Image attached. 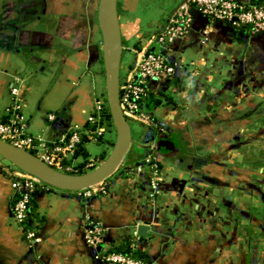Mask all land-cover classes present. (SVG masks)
Segmentation results:
<instances>
[{
  "label": "crops",
  "instance_id": "obj_1",
  "mask_svg": "<svg viewBox=\"0 0 264 264\" xmlns=\"http://www.w3.org/2000/svg\"><path fill=\"white\" fill-rule=\"evenodd\" d=\"M141 1L117 0L120 71L134 61L143 28L162 30L182 0H170L160 17L145 23L136 15ZM97 3L0 0V116L6 122L14 117L28 135L47 142L86 124L94 99L105 95ZM191 15L186 34L152 47L173 69L150 83L154 97L145 108L163 129L132 121L124 164L99 185L81 191L39 186L30 239L13 215L15 170L0 160V264H107L110 248L120 252L126 239L148 264H264L251 229L254 206L264 211L257 208L260 188L241 185L244 166L231 164L232 145L227 154L222 149L225 140L240 138L243 124L264 115V33L237 32L195 7ZM14 87L20 94L16 111L10 107ZM109 136L114 141L115 133ZM85 148L90 157L100 152L94 140ZM88 222L103 229L97 246L85 241ZM140 225L147 235H138Z\"/></svg>",
  "mask_w": 264,
  "mask_h": 264
},
{
  "label": "built area",
  "instance_id": "obj_2",
  "mask_svg": "<svg viewBox=\"0 0 264 264\" xmlns=\"http://www.w3.org/2000/svg\"><path fill=\"white\" fill-rule=\"evenodd\" d=\"M197 8L204 16L216 22H226L233 27L244 25L249 32L264 33V5L243 2L242 0H182L169 16L164 28L152 34L144 43L139 44L134 50L135 59L130 66H126L120 73V108L128 121H142L149 124V117L145 110L146 93L150 83L170 76L173 72L161 54L152 50L155 45L165 46L175 38L186 34L190 28L192 8ZM13 102L11 110L19 108L20 94L18 88L11 90ZM103 106L102 96H98L93 102V111L88 117V122H97ZM51 118V117H50ZM14 117L8 122L0 120V138L28 151L32 152L47 165L56 170L66 172L70 166L64 165L63 159L70 158L76 144L80 139L82 127H73L53 142L28 135L21 125L16 124ZM98 133L104 131V127L96 125ZM1 160V158H0ZM151 157L146 158V163ZM12 166V165H11ZM14 168L17 181L13 187L21 190L19 199L13 205V215L18 225L21 226L26 216V203L28 192L33 184L40 182L33 176ZM141 170V165L135 167ZM87 190V189H86ZM27 238L33 237V232L27 231ZM85 241L91 246H97L103 240V229L95 222H88L84 226ZM104 260L107 264H148L139 258L118 252H109Z\"/></svg>",
  "mask_w": 264,
  "mask_h": 264
},
{
  "label": "water",
  "instance_id": "obj_3",
  "mask_svg": "<svg viewBox=\"0 0 264 264\" xmlns=\"http://www.w3.org/2000/svg\"><path fill=\"white\" fill-rule=\"evenodd\" d=\"M96 19L102 38L105 99L115 132L106 157L89 171L71 174L54 169L32 152L0 138V158L41 183L59 190L81 191L103 183L120 168L132 143L131 126L120 108L123 39L118 21L117 0H98ZM147 230L146 225H140L137 233L147 235Z\"/></svg>",
  "mask_w": 264,
  "mask_h": 264
},
{
  "label": "rangeland",
  "instance_id": "obj_4",
  "mask_svg": "<svg viewBox=\"0 0 264 264\" xmlns=\"http://www.w3.org/2000/svg\"><path fill=\"white\" fill-rule=\"evenodd\" d=\"M18 1L19 0H16V2ZM169 1L170 0H142L138 4L136 15H138L139 18L143 20L144 23L148 17L149 18L160 17L162 13V7L166 5ZM174 9L171 10L170 13H168L169 15L167 14L168 17L166 23L168 21L169 16L172 15ZM154 33L155 30H148L147 27L143 28V31L140 33L139 37L136 38L135 43L137 44V46L139 44L144 43V41H146ZM157 46L158 45H156V47ZM256 118L257 119L255 120V123L251 122L249 124H243L241 126L240 136H239L240 138H238L237 141L235 139L234 141L225 140L222 149H224L226 151V152L224 151L225 154H227L228 151L226 150L227 149L226 146H231V145L233 146L234 152L230 151L228 153L231 159L229 160L231 161V164L234 165L239 164L241 166H244V167H240L241 172L239 179L241 185H243L246 182L247 183L255 182L258 185L260 189L258 190L259 196L257 199V208L262 209L264 207L263 204L264 199L261 200L262 194L264 193V115L257 116ZM129 124L131 128L134 129L135 122L129 121ZM236 142H238V147H236ZM238 150H239V156H238ZM243 190L244 191H241L240 193L241 198L245 197L243 194L246 193L247 191V189L245 188H243ZM243 203L244 202L241 203V206H243ZM255 209H256V205L254 206L255 218H254V223L252 222L253 225L251 229L252 232L255 233V237H257L258 239V246L262 247L261 250L264 251V247H263L264 246V239H263L264 211L257 212ZM241 219H243V217ZM243 225L245 226V222L243 223Z\"/></svg>",
  "mask_w": 264,
  "mask_h": 264
},
{
  "label": "trees",
  "instance_id": "obj_5",
  "mask_svg": "<svg viewBox=\"0 0 264 264\" xmlns=\"http://www.w3.org/2000/svg\"><path fill=\"white\" fill-rule=\"evenodd\" d=\"M248 2L252 4H259V0H249ZM233 28L237 30V32H240V33L248 32L247 27H245L244 25L239 26V27H233ZM152 97H154V94L151 93L150 90H148L146 93V98H145V108L147 107L148 101H150ZM102 98H103V106H102L101 113H100V119L97 122H93V123H89L88 121L86 122V124L82 127V131L79 133L80 139H79V142L75 146L72 156L70 158L63 159L64 165L70 166V170L66 171L67 173H71V174L84 173L86 172V165L91 162H92L91 166L94 168L95 166L93 162L102 161L105 158L106 149L109 148V146H112L113 144V139L110 140L109 134L115 133L114 127L112 125V120H111V117H110V114L107 108L105 95H103ZM147 114L149 117V122H150L149 126H151V130H154L157 132L162 130L163 127L160 125V123L156 121L151 116L150 113L147 112ZM6 119L7 118L5 116H0V120H2L3 122H6L7 121ZM96 125L103 126L104 131L101 133L94 131L96 128ZM88 140H94L95 143L100 148V152L94 155L93 157H90L89 152L85 148V143ZM31 152H34V151H31ZM147 165L152 166L153 165L152 161L147 162ZM127 168H132V167L129 166ZM144 175H147V176L150 175L146 167L144 169ZM39 186H45L47 188H51L50 186L46 184L37 182L33 184L32 190L28 192V198H27V203H26V216L21 224V228L24 232L26 230L28 231L29 225H30V219L34 217L35 215L34 196H35V193L38 191ZM20 194H22L21 190L16 191L15 195L12 198L13 203H15L19 199ZM122 243L124 245L123 250L120 248L119 250L121 251L118 252V251H115L113 247H111L110 252H118V253H122L125 255L127 254L130 256L139 258L144 261L146 260L143 255H141L137 251L133 250V248H131L130 243L127 239L123 240Z\"/></svg>",
  "mask_w": 264,
  "mask_h": 264
}]
</instances>
